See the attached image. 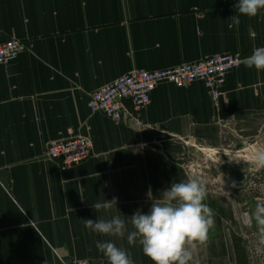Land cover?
Masks as SVG:
<instances>
[{
	"label": "crops",
	"instance_id": "0c3cea01",
	"mask_svg": "<svg viewBox=\"0 0 264 264\" xmlns=\"http://www.w3.org/2000/svg\"><path fill=\"white\" fill-rule=\"evenodd\" d=\"M237 0H0V40L26 46L0 66V264L106 263L97 241L153 264L137 243L102 236L83 219L147 213L172 183L198 179L197 149L233 152L264 131V71L242 63L226 76L218 105L203 82L159 84L142 126L116 124L87 102L134 70H163L215 55L247 57L264 45V10L240 17ZM251 29V31H250ZM75 136L91 156L63 170L47 146ZM204 184V183H203ZM214 224L186 245L188 264H241L235 199L204 184ZM117 198L96 212L91 204ZM241 223L249 222L248 218ZM239 227V228H238Z\"/></svg>",
	"mask_w": 264,
	"mask_h": 264
},
{
	"label": "clouds",
	"instance_id": "9594fccd",
	"mask_svg": "<svg viewBox=\"0 0 264 264\" xmlns=\"http://www.w3.org/2000/svg\"><path fill=\"white\" fill-rule=\"evenodd\" d=\"M234 7L236 14L230 18L238 25L241 16L255 17L264 10V0H237ZM242 63L247 68L264 71V47L254 48ZM255 159L259 166H264V150L259 151ZM162 193V198L153 200L147 213L137 210L131 215L132 231H128L119 215L107 220L83 219L85 227L102 236L123 238L127 232L128 244L138 243L153 264H188L191 254L186 245L204 241L214 224V214L204 203L205 186L200 180L190 178L186 182L172 183ZM117 202L114 197L95 202L91 207L96 212L108 211L116 207ZM253 216L261 233L260 243L264 245V201L256 204ZM96 248L108 264H135L126 250L111 241H97ZM257 252H264V248H257Z\"/></svg>",
	"mask_w": 264,
	"mask_h": 264
},
{
	"label": "built area",
	"instance_id": "2783aa9c",
	"mask_svg": "<svg viewBox=\"0 0 264 264\" xmlns=\"http://www.w3.org/2000/svg\"><path fill=\"white\" fill-rule=\"evenodd\" d=\"M257 47L264 45L254 48ZM26 50L27 46L21 40H0V66L10 63ZM243 59L240 55L222 54L169 69H134L92 92L87 106L91 114L101 113L116 124L131 120L139 127L142 126L139 115L150 104L152 93L159 84L168 83L183 88L196 81L204 83L213 102L218 105L227 74L236 70ZM92 148L90 138L75 136L68 140L51 142L47 146L46 157L57 161L65 170L85 162L91 156ZM217 181L218 179H214L212 182ZM77 264L106 263L83 260Z\"/></svg>",
	"mask_w": 264,
	"mask_h": 264
},
{
	"label": "rangeland",
	"instance_id": "374dc122",
	"mask_svg": "<svg viewBox=\"0 0 264 264\" xmlns=\"http://www.w3.org/2000/svg\"><path fill=\"white\" fill-rule=\"evenodd\" d=\"M234 150L207 153L197 149L196 174L204 184L215 185L219 193H233L240 220L238 228L243 231L238 242L244 255L241 264H264V252H257V248L264 245L260 243L261 233L253 216L256 204L264 201V166H259L255 159L256 154L264 150V131L260 138L246 141L240 149ZM214 179L218 181L212 182ZM244 218L249 222L241 223Z\"/></svg>",
	"mask_w": 264,
	"mask_h": 264
}]
</instances>
